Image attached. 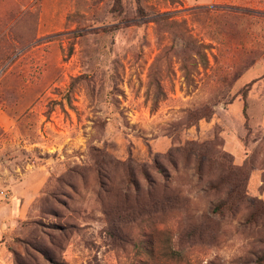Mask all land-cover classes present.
<instances>
[{
  "label": "rangeland",
  "instance_id": "obj_1",
  "mask_svg": "<svg viewBox=\"0 0 264 264\" xmlns=\"http://www.w3.org/2000/svg\"><path fill=\"white\" fill-rule=\"evenodd\" d=\"M0 264H264V0H0Z\"/></svg>",
  "mask_w": 264,
  "mask_h": 264
},
{
  "label": "trees",
  "instance_id": "obj_2",
  "mask_svg": "<svg viewBox=\"0 0 264 264\" xmlns=\"http://www.w3.org/2000/svg\"><path fill=\"white\" fill-rule=\"evenodd\" d=\"M243 183L241 181H238V183L236 184L235 189H233L231 191V194H228L229 198H233L234 201L240 202L241 200L245 199V194L243 193V191L241 190L243 187Z\"/></svg>",
  "mask_w": 264,
  "mask_h": 264
}]
</instances>
